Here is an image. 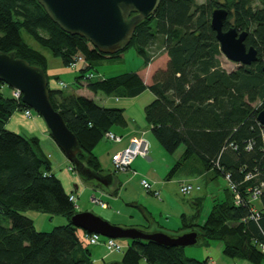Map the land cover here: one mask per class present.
<instances>
[{
	"label": "trees",
	"instance_id": "16d2710c",
	"mask_svg": "<svg viewBox=\"0 0 264 264\" xmlns=\"http://www.w3.org/2000/svg\"><path fill=\"white\" fill-rule=\"evenodd\" d=\"M251 2L225 0L220 5L218 0H206L196 5L194 0H160L154 14L136 26L132 41L123 51L104 55L84 38L59 28L38 1L0 0V51L14 52L17 58L45 72V56L23 40V31L66 66L78 62L76 89L85 80L94 95L136 98L150 91L154 99L143 115L153 136L169 154L184 147L167 178L197 156L206 170L214 169L225 179L230 176L243 201L237 206L228 187L232 203L228 198L214 201L208 216L199 223L182 221V215L177 232L197 230L200 241L222 243L227 259L262 264L264 254L258 244H264V197L259 200L261 209L256 211L259 218L250 220L255 213L247 190L264 181V128L256 121L264 106V0L262 8L253 7ZM219 7H225L229 14L225 27L233 17L237 28L249 31L245 44L257 48L256 63L237 66L233 71L221 67L220 47L209 25L210 13ZM154 45L165 50L169 62L153 74L149 86L135 72L95 81L86 78L96 65L122 58L129 47L135 48L146 68L152 56L149 48ZM1 87L6 88L0 81ZM48 88L52 107L78 139L82 150L77 155L79 161L98 175L104 174L94 151L105 133L126 126L125 110L102 106L75 92L64 94L63 89H51L49 81ZM20 100L7 97L0 89V264H92L86 233L82 230L83 246L76 236L77 228L70 223L77 213L75 204L69 201L72 193H67L59 176L52 173V162L41 142L35 136L27 139L5 129L16 111L27 108ZM250 172L256 176L245 181ZM85 184L105 191L94 182ZM26 210L62 215L69 222L48 232L36 231L33 221L22 214ZM199 213L193 217L198 218ZM1 219L9 225L3 226ZM146 220L148 224L134 226L149 230L152 223ZM181 251L134 240L124 249L120 262L208 264L207 259L186 258Z\"/></svg>",
	"mask_w": 264,
	"mask_h": 264
},
{
	"label": "water",
	"instance_id": "95a60500",
	"mask_svg": "<svg viewBox=\"0 0 264 264\" xmlns=\"http://www.w3.org/2000/svg\"><path fill=\"white\" fill-rule=\"evenodd\" d=\"M47 16L68 34L84 38L99 52L115 55L130 44L136 26L154 14L160 0H36ZM210 26L215 33L220 53L232 63L249 66L257 62V48L246 46L244 41L249 31L236 27L225 30L224 22L228 11L219 7L210 13ZM264 72V59L262 61ZM0 81L8 88L21 93L20 101L44 119L50 139L63 152L65 159L75 168L80 180L94 182L107 187L109 176L95 173L79 161L81 153L78 139L67 128L65 120L52 107L48 79L42 68L29 65L17 58L14 52L0 51ZM256 121L264 128V106L258 112ZM1 210V207H0ZM70 223L87 234H98L109 239L138 240L164 249L198 246L200 232L194 229L171 234L162 230H144L138 226L111 224L92 211L73 214ZM112 264H122L114 262Z\"/></svg>",
	"mask_w": 264,
	"mask_h": 264
},
{
	"label": "rangeland",
	"instance_id": "374dc122",
	"mask_svg": "<svg viewBox=\"0 0 264 264\" xmlns=\"http://www.w3.org/2000/svg\"><path fill=\"white\" fill-rule=\"evenodd\" d=\"M205 1L206 0H194L196 5L203 4V3H205ZM224 3H225V1L218 0V4L221 5ZM251 3H252L253 7H256V8H262L263 7L261 0H253V2H251ZM233 20H234V18L232 17L230 22H232ZM234 25H235V22H234ZM238 29L243 30L244 28L242 29L241 27H238ZM20 34L22 35L23 40L28 45L30 44L31 47L38 50V52H40L42 55L45 56L46 65H47L46 69H45V75L48 77L49 86L51 87V89L62 90V88L59 86V82H61V83L66 84V86H68V88H63L62 91L64 94L74 93L76 90V86H74V80H75V77L77 76L76 75L77 74L76 69L79 67L78 62L73 61V63H70V64H73V65H71L72 67L66 66L65 64H63V62L60 58L53 56V54H51L49 50H47L46 48H43V47L39 46L38 44H36L23 31H21ZM158 41H159V39L155 43H158ZM149 49L152 51L151 59L153 57H156V55H158L161 51L160 49H158V45L151 46ZM263 54H264V51H263ZM219 58H220L221 67L225 68L227 71H233L238 66L236 63L230 62L229 60L226 59V57H224L222 55H220ZM263 59H264V57H263ZM142 64H143L142 57L137 53V51H135L134 47H129L126 50V52H124L122 58L116 59L113 62L105 61L99 65H96V67L91 71V73H87L86 77L94 74L93 80L95 81V80H99V79H106V77H114L118 74H123V73H127V72L137 73L136 71L142 67ZM81 85H82L81 89H82V92L84 93V95L87 94L88 92H90L88 90V88L86 87L87 85L85 84V80L82 81ZM0 89L2 90V92L5 93V95L7 97L12 95L13 90L11 91V88L1 87ZM99 94L103 95L101 93H99ZM149 94H143V95L139 96L138 99L129 98V97L124 98L121 96L117 97V98L115 96H107V95L106 96L103 95V96L109 98V100L107 102L108 106L115 107V108H118V107L126 108L127 109L126 112H128L127 115H130L132 118L136 119L137 121H140V119L144 118L142 105L146 106L151 101V93H149ZM94 97H96V95ZM146 97H148V99ZM95 102L99 103V99L96 98ZM130 116H129V118H130ZM35 119H37L41 123V127L47 132L46 137L49 140H51L50 136H49V132L46 129L44 119H41V117L38 116L35 112H34L32 119H26L24 117L22 111L21 112L16 111L11 116V118L8 120L9 122L5 125V129L8 131H13L17 134H20L21 136L26 137L27 139L33 135L41 136L40 138H42V135L39 134L40 131L38 130V128H35L36 131H35V133H33V135H30L23 128L24 125H20V123H22V122L23 123L28 122L29 124H33V126L36 127ZM144 120H145V118H144ZM15 121H16V123H14ZM119 127L122 128L121 126H119ZM119 127H113L111 130L116 132V129H119ZM148 127L149 126L146 124L145 128H148ZM113 131H111V132H113ZM146 138L148 139L150 147H151L150 148L151 154L148 157L149 159H146L147 156L145 158L141 157L142 159L144 158L143 162L145 164H151L152 165L153 163H156V164H158L159 167H161L162 165H165V162H167V164H169L170 167L172 168V166L174 165V162L180 157L181 153L184 150V147L181 146L174 154L167 153L165 151V149L158 144V142H157L155 136H153L151 130H148ZM103 140H106L104 138V136H103ZM150 140H151V142H150ZM51 142H52L51 144H53L52 145L53 148L56 151H58L57 153H62V155H64L63 152L58 149V147L53 142V140H51ZM116 144H118V143H116ZM125 149H126V147L121 149L120 151H124ZM120 151H118V152H120ZM118 152H115V153H118ZM115 153H113V154H115ZM111 156H110V159H111ZM52 162L55 163L54 159H52ZM69 166H73V165L70 164V165H68V167ZM111 166H112V169L114 171L119 173V171L114 169L113 164H112V159H111ZM104 167H105V165H104ZM64 168L66 170V165H63L61 167V169H64ZM105 168L110 169L108 164H106ZM59 169H60V166L57 167L56 170H54V166H52V173H55L57 176H60ZM67 172H69V171H67ZM74 172H75L74 169H73V172H69V174H71V176H72V181L68 182L70 184V186H69L70 190L73 189L74 184H76V185H78V184L82 185L83 184V182H81L79 176L77 175V172H75V173ZM126 172H131V169H128ZM126 172H124V173H126ZM132 175L136 176L133 174V171H132ZM74 177L78 180L77 181L78 183L72 184L73 181H75ZM169 178L170 179L173 178V179L170 180L172 184L167 188L168 189L167 190L168 197L167 198H161V193H160V198H156L153 195L151 196V198L153 200L152 204L154 207L153 209H151V211L153 212L154 222H153V224L150 225L149 230L157 229V230H162L164 232H169L171 234H177L178 232L176 229L181 226V220H179V216L181 214V211L186 216H191V215L195 216L199 210L200 213L198 215V218H196V219L194 217L188 218L192 222L197 221V223H199V222L204 221V218L206 217V215L210 211V207L212 206L214 201L219 203L220 201H225L228 198L229 204L233 202L232 197H231V193L228 190L227 181L225 180V178L221 174L216 173V171L214 169H207L206 170L205 167L202 165V162L199 160V158L197 156H195L194 158L187 161L185 163V165L181 166L180 169L176 170L174 172V174H172ZM186 181L190 182V183L192 182V184H196L195 182L199 181L200 187L202 188L201 192H198L197 191L198 189L195 188L194 191H197V192L192 191L186 195H182L180 193V189H179L180 183H183ZM247 181H249V180H247ZM250 187L247 191H250ZM87 189L89 190L90 188H87ZM70 190H68L66 192L70 193ZM86 192L88 194L90 193L88 191H86ZM72 193H74L73 190H72ZM197 193H199V194H197ZM147 194H150V193H147ZM74 195H78V196H76V203H75L77 206V208H76L77 213H79L80 211H88V212L92 211L94 214H97L95 208H100V207L95 205L94 203H92L90 201L91 197H97V196H95V195L89 196L87 194L82 196V194H80L78 192H75ZM197 195H199V196L202 195L204 198V201L201 200L202 203L199 206V207H201V209H199V207H197L198 208L197 209L196 206H194V204H192V203H194L193 198H195ZM233 197H234V194H233ZM97 198H99V197H97ZM139 200H141V199L139 198ZM235 200L237 201V198H235ZM250 203H252V207L255 209V210L252 209V211H253L252 214H254L256 211H258L262 207L261 204L259 203V200L255 201L254 199L250 198ZM238 204H239L238 206H240V204H243V203H242V201H240V203H238ZM115 213H117L118 215H121L119 209H116ZM22 214H24V216L29 217L33 221V227H35L36 231H40V232L51 231L55 227H58L60 225H66L69 222L66 219V217H64L62 215H50V214H45V213H42L39 211L26 210ZM253 217H255V216H252V218L249 217V219L251 220V219H253ZM136 219H137V216H136ZM138 219H139V216H138ZM182 221H185V220L182 219ZM1 222H2L3 226L9 225L8 221L6 219H1ZM113 224H114V222H113ZM144 224H148V223L142 221V222H134V223H132V225H124V226H133L134 227V225H144ZM117 225H119V224H117ZM76 236H78L81 244L83 246H85L83 231L81 229H76ZM117 241L119 242L120 245H122L124 247V249L131 242L130 240H127V239L117 240ZM217 245H219V244L212 242V241H210V242L201 241V243H199L198 246H193V247H188V248L182 249L181 253H183V255L186 258H193V259H196L198 261L211 257L212 259H214V262H215V261H219L221 257L223 258V256H218L219 251H217ZM222 246L220 247V249H222ZM90 249L92 251V257H93L92 264H112L114 262H120L122 257H123L122 254L124 252V249L122 252H116V251L110 252V251L106 250L105 246H103V245L102 246L92 245L90 247ZM258 249L264 254V248L259 244H258ZM225 259H226V262H224V264H231V262L228 261L229 259H227L226 257H225ZM232 260H234V259H232ZM262 263L264 264V262H262ZM140 264H145V263L140 262Z\"/></svg>",
	"mask_w": 264,
	"mask_h": 264
},
{
	"label": "crops",
	"instance_id": "0c3cea01",
	"mask_svg": "<svg viewBox=\"0 0 264 264\" xmlns=\"http://www.w3.org/2000/svg\"><path fill=\"white\" fill-rule=\"evenodd\" d=\"M160 53L158 55H156V57H153L150 61V63L148 64V66L146 68H144L143 66L141 68H139L136 72L137 74H139L140 78L142 79L143 83L146 86H149L152 82H151V78L153 76V74L159 70V69H165L166 65L168 64L169 60H168V56L165 52L164 49H160ZM50 87V86H49ZM82 88V87H81ZM81 88H77L75 90V93L81 96H86L90 99H99V104L102 106H106L107 102L109 100L108 97H104L103 95H100L99 93L96 94V97H94L95 95L91 94V92H88L87 94L84 95V93L82 92ZM80 92V93H79ZM150 91H144L142 94H140L139 96L143 95V94H149ZM150 95V94H149ZM139 97H136L134 99H138ZM148 99V97H146ZM154 99L153 94L151 93V101ZM108 106V105H107ZM106 106V107H107ZM147 106V105H146ZM146 106L142 105V109L144 111V108ZM111 107V106H108ZM125 110L124 112V116L126 118L127 124L126 126L116 129V132L113 131V133L117 136L122 137V141L119 142L118 144L116 143H112L109 140H103L101 141L98 146L95 148V155L97 157V159L100 161L101 163V168L103 170L104 175L109 176L108 181H110L107 185V187H104L105 191H99L97 189H92L91 187L86 186L85 182H83V184L81 185H76L74 183H78L77 179L75 178V181H73L72 184L73 185V189L70 190V184L68 182L72 181V176L71 174H69V172H67V168L68 165H70V163L65 159L64 155H62V153H57L58 151H56L53 148V144H51V140H49L46 137V131L41 127V123L35 119V126H33V124H29L28 122H22L20 123V125H24V129L25 131H27L30 135H33V133H35V128H38V130L40 131V135H42V138H40L41 136H37V135H33L35 137H37L39 139V141L41 142V146L43 151H45L46 155H49V159L52 162V159H54V162H52V166H54V170H56L57 167L60 166V176L59 179L61 181V183L63 184L65 191L70 190V193H72L73 190V194H75V192H78L80 194L85 195H95L101 199H103V201L107 204L106 208H95L96 209V213L99 216H102L104 219H106L107 221H109L110 223L114 224H119V225H132V223L134 222H147V218L150 219V222L153 224L154 219H153V212L151 211V209H153V200L151 198L152 194H147L145 193L144 190L141 189L140 187V179L142 177H145L146 179H149L152 182V189L154 190H159V192L161 193V198H167L168 194H167V188L172 184L169 177L167 178L169 172H170V165L167 164V162H165V165H162L161 167L158 166V164L153 163L151 164H145L143 162V159L145 158H141V157H135V159L133 160V162L131 163L130 169L131 172H116L112 169L111 166V159L110 156L115 153L120 151L121 149L127 147L130 144V140L132 138H138L139 136H142L145 138V140L148 143V147H149V153L146 157V159H149V155L151 154L150 152V144L148 139L146 138L147 132L148 130H151L150 127L145 128L146 126V121L143 119H140V121H137L136 119L132 118L130 115H127L128 112H126V108H123ZM130 116V118H129ZM9 122V121H8ZM16 123V121L14 122ZM140 124V125H139ZM31 136V137H33ZM29 137V138H31ZM26 138V137H25ZM151 142V140H150ZM106 164L109 165L110 169L105 168ZM63 165H66V170L61 169V167ZM105 165V167H104ZM132 171H136L137 174L136 176L132 175ZM82 182V181H81ZM187 182V181H186ZM185 182V183H186ZM190 183V182H189ZM196 184L194 185H198L200 189H198V192H201L202 188L200 187V183L199 181L195 182ZM192 184V182H191ZM69 188V189H68ZM87 188H90L89 190ZM90 192L89 194L86 192ZM197 191H193V192H197ZM199 194V193H197ZM150 195V196H149ZM78 196V195H76ZM88 196V197H89ZM139 198L141 200H139ZM194 199V206L199 207L200 204L202 203L201 200L204 201L203 196H199L197 195ZM184 208V207H183ZM211 208V207H210ZM119 209L121 215H118L117 213H115V210ZM143 212H142V210ZM198 209V208H197ZM199 209H201V207H199ZM211 210V209H210ZM166 211V210H165ZM167 212V211H166ZM210 212V211H209ZM208 212V213H209ZM198 213V212H197ZM183 217V220L187 221V219L190 217L192 218L193 216H186L184 213H182L179 216V220H181L180 218ZM137 216V219H136ZM139 216V219H138ZM208 216V214L206 215V217ZM205 217V218H206ZM204 218V219H205ZM189 220V219H188ZM140 226V225H139ZM180 227H178L176 230H178ZM218 243V242H217ZM219 245H217V251H219L218 256H223L222 254V249H220V247L222 246V243H218ZM208 260V264H224V262H226L225 257L223 256V258L221 257L219 261H215L214 259L210 258H206ZM229 262H231V264H250L248 261H241V260H228ZM263 264V263H262Z\"/></svg>",
	"mask_w": 264,
	"mask_h": 264
},
{
	"label": "built area",
	"instance_id": "2783aa9c",
	"mask_svg": "<svg viewBox=\"0 0 264 264\" xmlns=\"http://www.w3.org/2000/svg\"><path fill=\"white\" fill-rule=\"evenodd\" d=\"M76 62V61H75ZM73 65V64H71ZM70 65V67H72ZM87 79H94V74L86 77ZM59 86L63 89V88H67L68 86H66V84L59 82ZM20 96L21 93L19 91L13 90L12 91V97L16 100H20ZM23 115L26 119H32L33 115H34V111L29 109V108H24L22 110ZM260 125V124H259ZM261 126V125H260ZM104 138L108 141H111L113 143H119L122 140V137L115 135L113 132L108 131L107 133L104 134ZM250 148V147H249ZM149 153V147H148V143L145 140L144 137L140 136L138 138H132L130 140V144L128 145V147H126V149L124 151H120L118 153H115L111 156L112 159V164L115 170L119 171V172H126L128 169H130L131 163L133 162V160L135 159V157H146ZM48 157H50L48 155ZM67 170L69 172H73V168L72 166H69L67 168ZM75 173V172H74ZM133 174L136 175L137 172L133 171ZM256 175H254L252 172H250L249 174H247V176H245V181L254 178ZM226 181H227V186L230 188L231 192L234 194V197L237 198V201L234 198V203L238 206L240 203V201H242V198L239 195L238 189L236 184L231 183L230 182V176H226ZM140 187L142 190L145 191V193H150L153 196H155L156 198H160V192L159 190H153L152 189V182L149 179H146L145 177H142V179H140ZM180 193L182 195H186L192 191H194L193 186L191 185V183L189 182H183L180 183ZM250 193V196H252L251 198L256 200H260L262 198V196L264 197V181L261 180L257 183H255L254 186L250 187V191H248ZM69 201H71L73 204L76 203V196L74 194H70L69 196ZM90 201L92 203H94L95 205L99 206L100 208H106L107 204L101 199V198H97V197H91ZM243 203V201H242ZM75 207L77 208L76 204ZM255 217H253V219L257 220L258 217V213L255 212V214L253 215ZM85 238L86 241L88 243L89 246L92 245H100V246H105L106 250L113 252H122L124 247L122 245L119 244V242L116 239H109L106 238L104 236H100L94 233L91 234H85ZM264 248V244L261 243L259 244Z\"/></svg>",
	"mask_w": 264,
	"mask_h": 264
},
{
	"label": "flooded vegetation",
	"instance_id": "af4514ba",
	"mask_svg": "<svg viewBox=\"0 0 264 264\" xmlns=\"http://www.w3.org/2000/svg\"><path fill=\"white\" fill-rule=\"evenodd\" d=\"M223 1H225V0H223ZM223 8H225V7H223ZM226 9V8H225ZM231 20H229V27H224L225 28V30H228V29H230V28H232V27H236L235 25H234V21H232V22H230ZM232 23V24H231ZM237 28V27H236ZM241 30V29H240ZM244 30V29H243ZM243 30H241V31H243ZM244 44H245V41H244ZM249 47V46H248ZM239 66V65H238ZM247 66V65H246Z\"/></svg>",
	"mask_w": 264,
	"mask_h": 264
}]
</instances>
